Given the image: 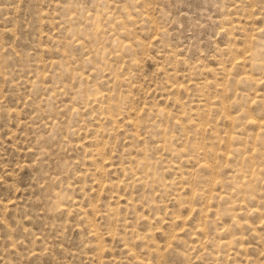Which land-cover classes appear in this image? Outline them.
Wrapping results in <instances>:
<instances>
[{
	"label": "rangeland",
	"instance_id": "obj_1",
	"mask_svg": "<svg viewBox=\"0 0 264 264\" xmlns=\"http://www.w3.org/2000/svg\"><path fill=\"white\" fill-rule=\"evenodd\" d=\"M0 264H264V0H0Z\"/></svg>",
	"mask_w": 264,
	"mask_h": 264
},
{
	"label": "bare ground",
	"instance_id": "obj_2",
	"mask_svg": "<svg viewBox=\"0 0 264 264\" xmlns=\"http://www.w3.org/2000/svg\"><path fill=\"white\" fill-rule=\"evenodd\" d=\"M249 119H251V118H249ZM253 119V118H252ZM255 120V119H254Z\"/></svg>",
	"mask_w": 264,
	"mask_h": 264
}]
</instances>
